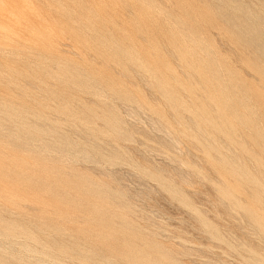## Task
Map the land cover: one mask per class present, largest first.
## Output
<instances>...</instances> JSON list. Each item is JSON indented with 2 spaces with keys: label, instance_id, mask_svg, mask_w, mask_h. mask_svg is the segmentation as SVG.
Masks as SVG:
<instances>
[{
  "label": "rangeland",
  "instance_id": "rangeland-1",
  "mask_svg": "<svg viewBox=\"0 0 264 264\" xmlns=\"http://www.w3.org/2000/svg\"><path fill=\"white\" fill-rule=\"evenodd\" d=\"M0 264H264V0H0Z\"/></svg>",
  "mask_w": 264,
  "mask_h": 264
}]
</instances>
